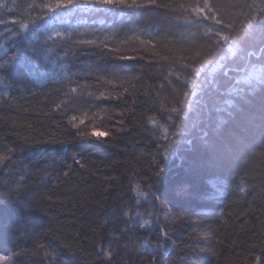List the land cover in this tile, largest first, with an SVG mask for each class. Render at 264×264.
<instances>
[{
	"label": "trees",
	"instance_id": "16d2710c",
	"mask_svg": "<svg viewBox=\"0 0 264 264\" xmlns=\"http://www.w3.org/2000/svg\"><path fill=\"white\" fill-rule=\"evenodd\" d=\"M32 2L0 0V19L29 23L18 36L19 23L0 25V151L13 149L0 166V255L11 264H101L97 245L106 249L122 234L113 264H148L157 252L155 264H256L264 256V29L259 20L244 25L264 0H240L239 8L214 0L236 22L241 45L233 50L212 47L205 25L186 24L192 17L178 5L193 0L131 9L78 3L43 21ZM54 31L64 38L47 40ZM197 52L211 63L191 77L179 58ZM186 77L195 83L185 87ZM101 92L113 98L97 99ZM182 99L187 111L168 121L161 105ZM84 112L98 115L77 135L69 118ZM160 124L176 140L167 155ZM93 126L115 135L82 134ZM158 169L149 187L145 177ZM214 179L226 183L222 218H177L181 208L209 206L197 196ZM137 219L149 223L140 228ZM37 242L45 247L13 255Z\"/></svg>",
	"mask_w": 264,
	"mask_h": 264
},
{
	"label": "snow or ice",
	"instance_id": "6c2138e0",
	"mask_svg": "<svg viewBox=\"0 0 264 264\" xmlns=\"http://www.w3.org/2000/svg\"><path fill=\"white\" fill-rule=\"evenodd\" d=\"M78 3H86V4H95V5H103V6H109V7H121V8H139V7H164V5L157 4V0H147L146 3H140L139 0H45L43 3H35V0H33L32 3L28 4V8L35 10L40 9V12L36 16V20H45L46 17H49L51 14L55 13L57 16H59L60 10L64 9H71L73 6H75ZM230 7L231 8H239L240 0H229ZM248 8L257 7L255 4L253 5H244ZM178 7L182 10L183 13H187L189 16L192 17V19L187 20L186 24L199 28L201 25H205V31L203 32V37L205 39H208L211 41L212 47L222 48L225 45L229 47V50H233L237 48V46L241 45V39L240 37L235 34L236 33V22L234 20L228 19L225 20V12L227 9L222 10V6L219 3H214V0H193V2L188 4H180ZM36 20L30 21V23H35ZM259 20L260 26L262 29H264V5H261L258 7V14L253 15L249 17L245 23V27L248 29H252L254 27V22ZM210 22V24L208 23ZM16 24L19 23V29L15 33H11L14 36H18L20 34V30H27L29 29V23L24 22H18V21H5L3 19H0V25L3 24ZM47 27V26H46ZM10 31V30H9ZM65 33L62 31H54L52 34L47 36V40H56V39H62L64 38ZM130 39L139 40L141 44L147 45L151 43L150 41H144L140 39L138 36L130 37ZM77 43H83V44H95V41L92 40H81L77 41ZM127 43V41H125ZM104 47H107L105 44ZM249 55H252V53H249ZM120 59H134V57L129 56H121ZM166 59V58H165ZM191 61V62H185V61ZM179 62L182 64V67L190 72L191 77H199L202 74V70L209 65L211 62L207 59H204L200 52H197L195 56L193 57H187L183 56L179 58ZM194 64H198V66L194 67ZM6 69L5 63H0V70ZM107 83H111V81H107ZM195 83L193 79L190 77H186L184 80L185 87H190ZM80 87H83L82 85H77L76 87H71L69 90V93H77L78 89ZM163 87V85H161ZM127 91V89H125ZM233 91H237L236 89H233ZM69 93H66V95H69ZM188 91L183 92V97L189 96ZM192 95H195V93H191ZM91 95V94H90ZM159 95V93H157ZM103 98V99H112L113 97L111 94L106 95L104 92L100 93V96L97 97V99ZM186 100L180 101V107L172 106L170 109H163V105H161L162 110L167 112V119L168 121L173 120V115L176 114L177 118H181L180 114L182 112H186L187 109L183 106L186 104ZM62 104H57V108H61ZM97 113L89 114L88 112H84L83 114L77 116L72 115L69 118V123L71 124L72 128H75L78 130L77 135H80L81 132L80 127L81 125H85L86 121L94 120L97 117ZM123 116V113L120 114ZM111 118V117H110ZM123 120L121 119L118 123L123 124ZM149 122L153 125L157 124V121L155 117H149ZM160 128L164 130L165 135L163 136V139L168 140V143L163 146L164 148V154L167 155L169 152V149L172 148L173 144L176 143V140L169 139L168 138V126L166 124H160ZM86 137H92L97 140H104L107 142L109 137H114V133L112 131L108 130H101L95 126H93L90 130L83 131L82 133ZM172 136H175V133L171 134ZM115 146V145H112ZM13 149L9 148L7 152L0 151V166H3L4 168H7L8 161H11ZM78 164H80L81 167H84L83 164L79 160L76 161ZM163 172V169H158L156 172L152 174V176L145 177L147 181H149V187H151V181L153 178H159ZM68 172L64 173V176H67ZM239 191L245 192V188L240 187ZM141 195H144L141 193ZM51 199V197H49ZM179 218V217H177ZM149 221L147 219H137L136 225L140 228L145 227ZM129 228H131V225H128ZM208 233H201V235H207ZM166 236V233H165ZM121 241V236L113 235L112 240L109 242L108 247L105 249L102 245H97L103 252V257L101 258V264H103L104 261H107L108 264H113V261L116 259V257L119 256V252L117 251L119 244ZM113 242H115L116 247H113ZM45 246L43 244H40L37 242L35 249H25L20 253H14L13 255H24L29 251H35L36 249H43ZM67 247V245H66ZM125 247H127L125 245ZM163 245L160 243H157L156 248L160 249ZM251 247L255 248L256 245H252ZM201 252H210L213 255H216L215 248H201ZM262 251H264V246H262ZM46 256H50V253L45 252ZM159 253L157 252L156 255H149L147 257L148 264H155L157 261V256ZM53 259L56 260V264H61L58 257H54ZM254 260L256 261V264H264V256L262 255H255Z\"/></svg>",
	"mask_w": 264,
	"mask_h": 264
},
{
	"label": "rangeland",
	"instance_id": "374dc122",
	"mask_svg": "<svg viewBox=\"0 0 264 264\" xmlns=\"http://www.w3.org/2000/svg\"><path fill=\"white\" fill-rule=\"evenodd\" d=\"M109 7V6H108ZM226 183L222 180H209L207 181V189L199 192L198 194V202L202 204H208V207L197 209V208H181L178 210L177 217H201V218H218L220 220L221 216V196L224 194ZM216 220V219H215ZM121 238H124L122 234H120ZM129 239V238H127ZM114 245V244H113ZM124 245V251H127L129 255V246ZM0 264H11L10 256L7 254L0 255Z\"/></svg>",
	"mask_w": 264,
	"mask_h": 264
}]
</instances>
